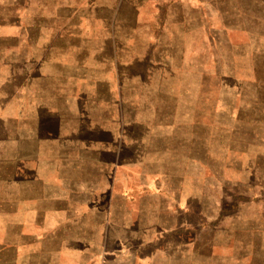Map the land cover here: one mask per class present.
Here are the masks:
<instances>
[{
	"label": "rangeland",
	"instance_id": "obj_1",
	"mask_svg": "<svg viewBox=\"0 0 264 264\" xmlns=\"http://www.w3.org/2000/svg\"><path fill=\"white\" fill-rule=\"evenodd\" d=\"M0 264H264V0H0Z\"/></svg>",
	"mask_w": 264,
	"mask_h": 264
},
{
	"label": "crops",
	"instance_id": "obj_2",
	"mask_svg": "<svg viewBox=\"0 0 264 264\" xmlns=\"http://www.w3.org/2000/svg\"><path fill=\"white\" fill-rule=\"evenodd\" d=\"M96 71L95 69H91V68H81V62L79 64L76 65V69L73 70L72 74H67L65 72H63V75L61 77V85L63 86V88L66 87L67 83H69L68 85L70 87V90L74 91V86H83V84H85L88 81H92L96 83V79H95V75H96ZM57 91L62 92V89L59 90L57 89ZM60 98L67 99L66 97H64L63 95H61Z\"/></svg>",
	"mask_w": 264,
	"mask_h": 264
}]
</instances>
